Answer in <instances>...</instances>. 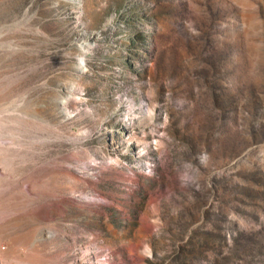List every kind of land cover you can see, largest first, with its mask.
<instances>
[{
  "label": "rangeland",
  "instance_id": "1",
  "mask_svg": "<svg viewBox=\"0 0 264 264\" xmlns=\"http://www.w3.org/2000/svg\"><path fill=\"white\" fill-rule=\"evenodd\" d=\"M0 107V264H264V0H0Z\"/></svg>",
  "mask_w": 264,
  "mask_h": 264
},
{
  "label": "bare ground",
  "instance_id": "2",
  "mask_svg": "<svg viewBox=\"0 0 264 264\" xmlns=\"http://www.w3.org/2000/svg\"><path fill=\"white\" fill-rule=\"evenodd\" d=\"M5 113V108L0 107V140L3 138L2 135H7V133L11 136V143L0 142V235H12V228L19 226L17 221L19 217L16 214L17 208L14 207V189L19 187L23 181L22 179H16L12 175L14 170L31 172L30 169L33 166V163L28 159L31 158L30 142L27 139L19 138L15 133L19 125L23 124L28 126L32 123L30 121H12L14 126L11 128V132H6L4 122L1 121ZM28 175H30L29 179L26 174L24 178H27L25 181H28V191H31L34 187V181L32 182L30 180L33 175L32 173H28ZM24 191H26V188H24ZM29 199L31 200V197ZM14 208L16 210L13 212Z\"/></svg>",
  "mask_w": 264,
  "mask_h": 264
}]
</instances>
